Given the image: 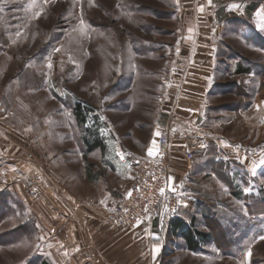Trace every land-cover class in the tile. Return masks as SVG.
<instances>
[{
  "label": "rangeland",
  "instance_id": "374dc122",
  "mask_svg": "<svg viewBox=\"0 0 264 264\" xmlns=\"http://www.w3.org/2000/svg\"><path fill=\"white\" fill-rule=\"evenodd\" d=\"M262 25L264 0H0V264H78V222L132 186L204 50L198 125L259 154L230 159L212 143L221 167L210 145L194 150L181 168L199 174L189 224L205 238L191 249L164 221L156 264H264ZM88 130L102 147L89 150Z\"/></svg>",
  "mask_w": 264,
  "mask_h": 264
},
{
  "label": "crops",
  "instance_id": "0c3cea01",
  "mask_svg": "<svg viewBox=\"0 0 264 264\" xmlns=\"http://www.w3.org/2000/svg\"><path fill=\"white\" fill-rule=\"evenodd\" d=\"M204 53L207 55L197 57L199 54H193L191 58H188L190 64L187 70L184 71V80L182 81L186 92L177 97L172 114L169 115L168 121L162 128L165 131H181L187 135L186 140L176 143L170 156V190L177 193L181 199L182 196H185L186 200H181V206L175 216L181 217L188 223L190 219H193L192 210H194L192 209L191 200L193 192L189 186L199 174L197 170L191 171V169L184 170L181 168V164L186 162L185 152L187 150L206 148L210 144L216 143L228 152V158L230 159L235 157L244 160L249 156L251 161V155L257 157L259 154L257 148L248 150L242 148V150L237 143H233L222 136L212 135L198 125L208 106L206 105V87L209 83L208 79L211 81L212 77L208 64L211 63L213 58L210 51L204 50ZM197 59L205 63L199 65ZM205 76L208 77L204 81ZM157 144L158 140L155 143V151ZM232 150H235V154H232ZM242 162L247 165L246 161ZM250 164H253V162ZM189 177L190 179H188ZM248 189L250 188H246V192ZM185 190L186 192H184ZM89 218L81 217L78 222V234L82 237L78 243V248L81 249V245L83 248L80 253L78 251V264H156L164 240V231L168 229V226L164 224V212H160L153 223L144 220L130 230L118 227V229L114 227L105 228L99 221L100 217H94L95 220ZM71 224H68L66 229L72 226ZM60 226L58 224V228ZM126 235L128 238L123 240Z\"/></svg>",
  "mask_w": 264,
  "mask_h": 264
},
{
  "label": "built area",
  "instance_id": "2783aa9c",
  "mask_svg": "<svg viewBox=\"0 0 264 264\" xmlns=\"http://www.w3.org/2000/svg\"><path fill=\"white\" fill-rule=\"evenodd\" d=\"M186 139V133L181 131H164L159 136L156 151L138 160L132 186L116 201L111 211L99 218L100 221L112 227H136L144 220L153 223L158 214L164 212L167 215L165 223L170 225L181 204L180 197L170 190V156L176 143ZM116 149L121 150L119 142ZM185 159L192 163L194 150H187ZM34 182L35 187L41 184V180Z\"/></svg>",
  "mask_w": 264,
  "mask_h": 264
},
{
  "label": "trees",
  "instance_id": "16d2710c",
  "mask_svg": "<svg viewBox=\"0 0 264 264\" xmlns=\"http://www.w3.org/2000/svg\"><path fill=\"white\" fill-rule=\"evenodd\" d=\"M248 71L249 70L247 68L240 69V72L242 73ZM75 113L78 118V121L81 124L87 122L89 109H87V107H85L82 103L78 102L75 108ZM88 131L90 137H87L86 142L89 146V150L92 151L96 148L102 147V139L99 137V134L96 133V130L95 131L88 130ZM209 147L210 148L207 150L208 153L211 151V149L216 148L215 145H210ZM209 157L210 159H208L207 161L208 164L219 165L221 167L224 166L223 160H218V159H216L217 161L214 160V158H216L214 154L212 157L211 155ZM225 165L226 167L229 166L226 164V162ZM170 231L173 235L183 237L187 243V246L191 249H197L200 246V240H203L205 238L204 233L198 231L192 223L189 224L181 217L172 218L170 223Z\"/></svg>",
  "mask_w": 264,
  "mask_h": 264
},
{
  "label": "snow or ice",
  "instance_id": "6c2138e0",
  "mask_svg": "<svg viewBox=\"0 0 264 264\" xmlns=\"http://www.w3.org/2000/svg\"><path fill=\"white\" fill-rule=\"evenodd\" d=\"M262 26H264V25H262ZM149 154H151V150H150V153ZM262 163H264V162H262ZM261 239H264V237H261Z\"/></svg>",
  "mask_w": 264,
  "mask_h": 264
}]
</instances>
